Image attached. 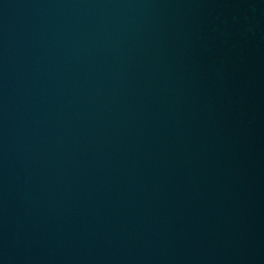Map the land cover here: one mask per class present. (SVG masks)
Returning a JSON list of instances; mask_svg holds the SVG:
<instances>
[{
  "label": "water",
  "instance_id": "1",
  "mask_svg": "<svg viewBox=\"0 0 264 264\" xmlns=\"http://www.w3.org/2000/svg\"><path fill=\"white\" fill-rule=\"evenodd\" d=\"M0 264H264V0H0Z\"/></svg>",
  "mask_w": 264,
  "mask_h": 264
}]
</instances>
